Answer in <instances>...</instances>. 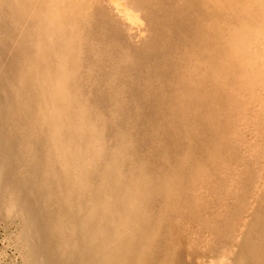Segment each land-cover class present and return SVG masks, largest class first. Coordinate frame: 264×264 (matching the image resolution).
I'll use <instances>...</instances> for the list:
<instances>
[{"label": "bare ground", "instance_id": "bare-ground-1", "mask_svg": "<svg viewBox=\"0 0 264 264\" xmlns=\"http://www.w3.org/2000/svg\"><path fill=\"white\" fill-rule=\"evenodd\" d=\"M225 2L205 3L211 18L193 31L182 17L197 2L182 11L154 0L150 41L120 53L119 32L76 6L101 13L88 0H0L12 25L0 26V59L27 23L0 63V209L17 221L6 243L15 262H170L168 249L155 259V239L170 238L169 216L189 208L191 186L213 179L209 165L223 164L235 97L257 79L264 86V54L248 56L264 48V1ZM120 13L141 38L142 22Z\"/></svg>", "mask_w": 264, "mask_h": 264}, {"label": "rangeland", "instance_id": "rangeland-1", "mask_svg": "<svg viewBox=\"0 0 264 264\" xmlns=\"http://www.w3.org/2000/svg\"><path fill=\"white\" fill-rule=\"evenodd\" d=\"M161 1L167 4L166 6H169L170 10L175 8L183 11L184 9H188L186 6L190 0H185V3L187 2L186 4H183L184 0ZM214 1L192 0L193 4L197 2L196 6L198 5L199 8L195 7V10L188 9L189 11L182 18L191 17L189 25L192 26L193 31L195 30L194 24H197L205 17L204 13L205 15H210L208 13L210 10L206 9L205 3L208 2V5L211 6ZM218 1L224 4V0ZM237 1L226 0L225 3L233 5ZM247 1L249 2V0ZM88 2L92 5L95 4L101 13H94L91 7L84 6L85 4L83 3L76 6L83 7L86 15L88 17H95L97 23L107 24L108 26L106 28H109L111 31L113 29V33L114 30L115 32H119L120 38L118 40L121 41V46L120 50L118 49L116 52L120 51L121 53V50L124 51L125 49L126 51L124 53H127V49L129 50L130 47L139 49L143 44L150 41L154 25L152 27L149 13L153 9L154 0H88ZM256 3L253 4L255 5L254 8H252L253 6L251 7V4L250 9L254 10ZM123 11H128L130 14L133 12V15L142 22L143 33L141 38H135L130 33L128 26H126L127 24L121 17L122 13L120 12ZM190 11L196 13L194 15L195 17ZM101 14L104 18L100 17ZM209 15L207 17L211 18V15ZM206 18L205 20L203 19L204 22L209 20ZM191 19H193L194 23ZM184 21L187 23L186 20ZM7 25L9 28H12L10 19H0V26L3 29L5 27L8 28ZM18 25L19 27H17V31H15L13 37L5 41L7 43V50L0 59V63L3 66L8 64L11 46L14 47L13 44L18 41L20 30L24 26H27L26 20L22 19ZM219 26L220 29L226 27V25L221 24ZM100 27V24H98L93 28V35L96 38H99ZM159 29L162 30L161 27ZM190 31L191 33L193 32L192 30ZM189 32H187V35L184 33L186 35L185 39L183 36V39L181 38L184 42L182 41L181 48L178 51H181L180 53L184 51L182 46L189 48L192 42L190 40L193 39L192 37H195V34ZM161 33L163 32L161 31ZM189 34L191 35L189 36ZM186 39L190 40L185 44ZM124 42L126 44L122 46ZM86 46L91 45H84L83 42L80 48ZM134 48H131L132 51ZM252 48L249 47L248 56L252 59L256 57L262 59L261 56L264 54V48H253V52ZM178 52H171V57H174L175 60L176 58L178 59L180 55ZM259 62L257 64L258 67L264 63V60ZM87 67L80 66L82 69L79 70V73L82 80L86 77L87 71L85 69ZM260 75V78L264 81V73ZM104 82L108 83L106 80ZM258 82V79L256 83L253 82L252 85L254 88L252 91H241L235 97L238 107L241 108V112H233V115L230 117V129L228 128L227 134L228 145L225 147V151L223 150L225 153H222L224 154L222 158L223 164L207 165L211 169V172H213V179L205 183H200L199 181L191 186L190 193H188L189 205L191 207L189 206L188 209H184L185 207L181 206L179 207L181 209L179 213L174 214L173 212L169 216L172 229L171 236L170 238L165 236L155 239L154 245L157 247L160 246L159 249L156 248L154 250L155 259L163 260L168 249L167 259L170 262L166 261V264H217L219 262H221L220 264H264V86L260 82L257 84ZM150 83L155 84L156 82L154 83V80H152ZM104 90L109 91L106 87H104ZM108 104L113 110L118 107L115 100ZM198 116L195 114L192 115L195 121L198 119ZM152 145L154 144L152 143ZM149 146L154 147L155 145L151 146L149 144ZM230 149L231 151L229 152ZM186 182H184L185 186L188 185ZM3 210L0 209V263L19 264L18 261L15 262L10 254L12 245L10 243V245L6 244L9 241L8 239L9 235H11L12 228H14L17 221L14 217L4 213ZM166 241L169 243L168 245H165Z\"/></svg>", "mask_w": 264, "mask_h": 264}]
</instances>
